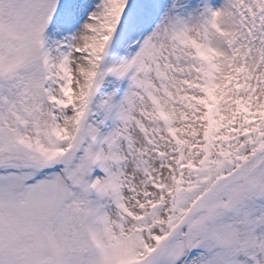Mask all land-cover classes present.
Wrapping results in <instances>:
<instances>
[{
	"label": "snow or ice",
	"instance_id": "1",
	"mask_svg": "<svg viewBox=\"0 0 264 264\" xmlns=\"http://www.w3.org/2000/svg\"><path fill=\"white\" fill-rule=\"evenodd\" d=\"M0 264H264V0H0Z\"/></svg>",
	"mask_w": 264,
	"mask_h": 264
}]
</instances>
